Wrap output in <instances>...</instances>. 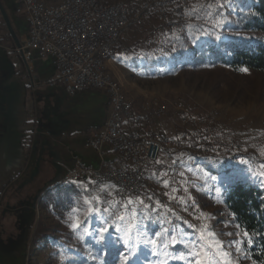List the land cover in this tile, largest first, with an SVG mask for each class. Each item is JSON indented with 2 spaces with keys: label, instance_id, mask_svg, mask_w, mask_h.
I'll return each mask as SVG.
<instances>
[{
  "label": "rangeland",
  "instance_id": "obj_1",
  "mask_svg": "<svg viewBox=\"0 0 264 264\" xmlns=\"http://www.w3.org/2000/svg\"><path fill=\"white\" fill-rule=\"evenodd\" d=\"M122 1L137 4L143 0ZM199 3L202 2H195L193 5L198 6ZM203 3L206 4L205 1ZM0 4L2 6H0V21L4 22L13 39H16L21 29L27 26L26 15L25 19L14 17L19 10L23 16L25 13L24 9L21 10L23 6L21 7L22 4L17 0H0ZM188 18L189 21L194 19L189 15ZM157 26V19L151 16L144 25L130 27L124 33L120 44L113 50V54L109 56L113 58L112 69L108 64L115 81L119 83L121 90L131 102L133 115H125L124 126L126 127L125 122L131 116L135 120V126L126 127V129L138 128L140 119L146 116L144 112L145 109L148 111V107L151 108L150 111H154V107L161 108L164 110L163 116L150 115L148 121H142L143 123L139 126L142 130L153 129L169 139V145L164 146L160 157L154 163H149L148 176L152 180L158 176H164L170 182L169 187L162 184L158 188L155 183L150 187L159 198H162V194L167 196L169 202L167 207L174 209L176 215L168 217L156 211V207H149L145 200L149 193L134 194L131 198L135 201L139 197L144 204L141 205L137 201L132 206L138 213L136 222L140 228V234L133 232V235L139 240L144 239L145 234L149 238L157 239L156 247L158 248L163 245L159 243V237L154 236V233L169 229L171 236L177 237L179 241V233L187 236L186 229L193 230L189 225L199 228L202 224H207L209 228L215 230L218 239L227 245L230 241L243 239V235L240 228L236 227L232 218L222 210L220 205L206 202V200L203 202L199 198V189L208 174L201 160L202 158L211 159L215 164L224 167L228 166L229 160L234 159L238 163L244 160L247 161L248 168L255 173L260 170V166L264 164V72L248 68L233 70L224 65H202L195 68L180 66L171 71L160 62L163 60L161 53L168 49L165 39L169 35V30L172 29L166 28L158 32ZM182 29L183 26L177 30ZM128 48L140 54L134 61L125 59L129 52ZM17 52L20 54L18 50ZM146 54L154 57L157 63L148 66ZM109 99L111 108L110 96ZM186 117L188 120L185 119ZM220 148L223 150L220 151ZM104 149L96 150L101 154V163L95 167L101 166L102 163L110 165L105 158ZM170 151L175 153V158L172 160L168 158ZM229 151L231 153H228ZM125 162L127 166L120 168H129V163ZM171 166L174 168L173 171L165 172ZM82 181L90 182L87 180L76 182ZM90 183L98 184L102 188L112 184L110 182ZM50 188L44 190L39 199ZM173 188L179 191L173 192ZM21 196L22 194L19 197ZM94 196L98 195L91 197ZM115 196L116 200H127L118 198L116 189ZM173 196L182 197L183 200L188 201L187 205L180 199H172ZM88 198L90 197H85V199ZM39 199L36 202L37 221L41 219L42 222L51 226L52 231L37 246L29 249L30 255L24 264H69L66 249L78 247L79 252L83 253L85 246L75 244L76 242L69 238L68 233L73 230L70 227L72 221L61 220L51 208L39 206ZM100 200L103 201L101 197ZM105 207L107 205L100 204L101 212ZM11 214L5 213L1 218L3 223L5 222L7 231L17 229L13 224L15 217ZM120 214L125 215L123 209H120ZM94 217L97 230L105 221L113 219L108 216L101 219L96 214ZM126 223V221H116L119 227H124ZM110 230L114 235L124 237V233L117 227H109ZM237 232L239 237L227 235V233ZM222 233L224 235H221ZM166 239L172 244L170 237L166 236ZM11 245L13 248L14 244ZM229 251L232 253V264H252L250 258H246L242 251L236 252L234 248H230Z\"/></svg>",
  "mask_w": 264,
  "mask_h": 264
},
{
  "label": "trees",
  "instance_id": "obj_2",
  "mask_svg": "<svg viewBox=\"0 0 264 264\" xmlns=\"http://www.w3.org/2000/svg\"><path fill=\"white\" fill-rule=\"evenodd\" d=\"M232 2V9L226 7L220 17L225 21L222 27H214V19L196 18L194 21L186 22L181 31L169 30V35L165 39L168 49L161 53L163 60L160 63L171 71L180 66L195 68L202 65H224L233 70L248 68L264 72V0H232ZM19 11L14 17L25 19V13L22 16ZM203 32L220 35L221 39L216 40L215 35L205 36ZM194 34L198 39L194 38ZM0 46L10 57L17 55L15 41L2 21H0ZM127 50L129 52L125 59L129 61H134L140 55L130 48ZM112 52L113 50L109 56L113 54ZM146 57L148 66L157 63L154 57L148 54ZM129 119L134 118L131 116ZM32 142L33 135L29 137L28 145H25L29 152ZM201 161L208 174L199 189V198L203 202L206 200L220 205L239 226L242 235L245 230L251 234L254 243L249 247H241V251L246 258H250L252 264H264V183L261 182L264 179L258 177L246 164L238 163L234 159L229 160L227 167L217 165L211 159L202 158ZM211 177H215V181ZM214 188H219L220 191L216 192ZM95 194L103 201H120L115 198V188L112 184L102 188L98 184L75 181L51 186L39 199V206L51 208L61 220L67 222L71 221L70 214L73 208H76V214L84 222L80 230H72L68 233L75 244L85 246L83 253L79 252L78 247L66 249L69 264H124V256H129L128 264H133V256L129 255V246L122 242L124 237L114 235L111 230L109 233L96 234L95 214L85 220L87 215L85 197ZM114 206L119 208V204ZM84 228H87L92 235H85ZM51 231V226L41 219L35 226L30 227L27 234L25 263L30 255L29 249L37 246ZM186 231L188 237L195 235L189 228ZM100 235H104L103 241L100 240ZM136 240L137 247L134 249L135 256L138 257L136 264H182L174 256L171 243L165 249L164 246L145 247L140 243L143 239ZM175 249L180 250L179 243L175 245ZM193 264H195L194 260Z\"/></svg>",
  "mask_w": 264,
  "mask_h": 264
},
{
  "label": "built area",
  "instance_id": "obj_3",
  "mask_svg": "<svg viewBox=\"0 0 264 264\" xmlns=\"http://www.w3.org/2000/svg\"><path fill=\"white\" fill-rule=\"evenodd\" d=\"M204 1L143 0L129 4L122 0H61L57 3L17 0L23 6L28 25L27 36L18 51L32 80L38 77L36 59L51 60L55 72L50 83L63 87L69 95L91 89L108 93L111 108L105 126L92 132L87 146L98 151L109 147L129 163V168L106 163L95 167L78 158L62 180L110 182L120 199L149 193L145 198L149 206L167 207V196L162 194L159 198L150 187L155 183L159 188V180L165 177L150 179L148 166L160 157L164 146L169 145V139L153 129L142 130L139 126L142 121H148L150 115L163 116L162 109H145L146 116L140 119L138 128L126 129L125 115H133L130 100L120 97L119 83H112V76L105 66V55L107 50H114L120 44L130 27L142 26L154 16L158 32L166 28L173 30L171 18L182 19V12L188 11L195 2ZM174 154L170 151L168 158L174 159ZM169 208L176 215L174 209Z\"/></svg>",
  "mask_w": 264,
  "mask_h": 264
},
{
  "label": "crops",
  "instance_id": "obj_4",
  "mask_svg": "<svg viewBox=\"0 0 264 264\" xmlns=\"http://www.w3.org/2000/svg\"><path fill=\"white\" fill-rule=\"evenodd\" d=\"M59 1L49 0L51 3ZM27 32L28 25L16 35V51L22 46ZM112 60L108 58L111 69ZM36 68L38 77L37 81H33L22 56L18 53L9 60L0 46V193L26 165L30 166L35 152H39L38 160L29 178L34 191L58 184L77 158L94 166L101 163V154L87 143L91 132L102 129L106 122L110 110L109 96L97 90L69 95L63 87L50 83L55 72L51 60L36 59ZM134 121L128 118L126 127L135 126ZM31 135L34 136V145L29 152L25 145H28ZM104 154L110 165L127 166L109 147L104 149ZM8 197L0 195V206L5 205ZM33 201L28 197H16L6 209L8 212L19 209L17 214L22 218L28 212L25 203ZM37 207L35 211L31 210L34 226L38 219ZM13 232L18 233L17 230ZM16 246L8 258L9 254L0 249V264L6 263L9 258V264L24 263L25 241L17 242Z\"/></svg>",
  "mask_w": 264,
  "mask_h": 264
},
{
  "label": "snow or ice",
  "instance_id": "obj_5",
  "mask_svg": "<svg viewBox=\"0 0 264 264\" xmlns=\"http://www.w3.org/2000/svg\"><path fill=\"white\" fill-rule=\"evenodd\" d=\"M232 9L233 2L232 0H214V2L210 3H199L197 5H193L188 11L187 15L194 18H204V19H214V27H222L225 23L220 17L222 16L223 10L225 8ZM215 9V11H213ZM203 14V15H201ZM205 36L215 35L212 32H203ZM194 38L198 39L195 36ZM216 40H220V35H215ZM246 71V69H245ZM159 163V161H157ZM175 163V161L173 162ZM241 163H247V161L242 160ZM163 175H167V173H163ZM183 175V173H181ZM258 177H264V164L260 166V170L256 172ZM213 181H215V177H211ZM165 187H169L170 182L166 179H162L161 181ZM264 183V181H261ZM230 186V185H229ZM104 191V189H100ZM227 190V188L225 189ZM87 191V189H85ZM173 192L179 191V189L173 188ZM214 191L219 192V188H214ZM167 194V193H166ZM172 199H180L185 205H187L188 201L183 200L182 197H171ZM150 199V198H149ZM143 205L144 201L139 197L134 201L131 197H129L125 201H117L110 202L108 200L101 201L99 196L90 197L85 199L84 204L87 205L85 216V220H87L91 215L96 214L99 218L103 219L105 216L112 217L111 221H105L97 230L96 234L100 233H109V227H117L119 231L124 233L123 243L129 246V255L133 256V264H136L138 257L135 256L134 249L137 247L136 237L133 235V232L136 234H140V228L138 226V222H136V216L138 213L133 209V205L136 202ZM106 204L107 207L104 208L103 212H101L100 204ZM114 204H119V208H116ZM195 206V205H193ZM151 207V206H149ZM161 207H164L161 205ZM120 209H123L125 215L120 214ZM77 209L73 208L72 213L70 214L71 224L70 227L74 231H78L81 229L83 221L80 220L79 215L76 214ZM116 221L124 222L126 221V225L124 227H119L116 224ZM146 227V226H145ZM190 228H193L195 235L192 237H188L183 233H179V241H177V237L171 236L169 229H163V231L154 233V236L159 237V243L164 246L165 249L169 247V240L166 239L170 237L172 245H173V253L176 258H178L182 264H193V260L195 264H232V253L229 251L230 248H234L236 252L241 251V247H249L254 243V240L251 234L245 230L243 234V239L238 238L237 240L228 242L227 245L221 240L218 239L215 230L209 228L207 224H202L199 228H196L194 225H189ZM238 228L239 226L236 225ZM85 235H92L89 233L87 228L83 229ZM221 235H224L223 233ZM227 235H237L239 237V233H227ZM100 240L103 241L105 239L104 235L99 236ZM143 243L145 247L152 246L156 247L158 244L157 239L149 238L146 234L144 239L140 241ZM180 244V250L175 249V245ZM129 256H124L123 261L124 264H128Z\"/></svg>",
  "mask_w": 264,
  "mask_h": 264
},
{
  "label": "flooded vegetation",
  "instance_id": "obj_6",
  "mask_svg": "<svg viewBox=\"0 0 264 264\" xmlns=\"http://www.w3.org/2000/svg\"><path fill=\"white\" fill-rule=\"evenodd\" d=\"M6 55H7V58L9 60H11V57L7 54V52H6ZM33 145H34V136H33L32 148H33ZM32 148H31V150H32ZM32 154H33V152H32ZM38 154H39V152L34 153V155L32 156L30 166L28 167V165H26L28 168L26 167L19 175H17V177L14 180L9 182L8 185H6L4 187V189L2 190V192L0 193V195L3 196L4 198L9 196L5 205H2L3 208H2V206H0V249H2L3 251H5L6 253L9 254V256H7V258L11 257V255L14 251V248L17 247L16 246L17 242L24 240L25 245L27 246V234L30 230V227L34 224V221H35L34 217L32 216L33 212L31 210L34 209V211H35L37 199H39L41 193L47 189V187L43 186V187H40L39 189H37L36 191H34L35 189H34V186L32 185L33 182H31V180H29L31 174L33 173V171L35 169V165L37 164ZM65 173L60 178L59 183L61 182ZM16 183H17V185L15 186ZM21 194H22V196L19 197ZM16 197H18V198L28 197L29 199H32V201L34 200L32 203L31 202L25 203V206L27 205L28 212H27L26 216H23L22 218L20 217V214H17V211L19 209H17V211H12V212H8V210L6 209V207H8L10 205V202L13 199H15ZM5 213L6 214L12 213L11 215H14L13 217H15V221L13 222V224L16 226V228H17L16 230L18 231V233H14L13 232L14 230H10V231L6 230L7 228L5 227V222L3 223V221L1 220V218L3 217V215ZM19 231H20V233H19ZM5 234H7V235H5ZM12 243L14 244L13 248L11 245ZM26 252H27V250H25V258H26ZM25 258H24V262H25ZM10 260L11 259L9 258L6 263L9 264ZM1 261H2V258L0 255V263H1ZM6 263L4 262V264H6Z\"/></svg>",
  "mask_w": 264,
  "mask_h": 264
},
{
  "label": "bare ground",
  "instance_id": "obj_7",
  "mask_svg": "<svg viewBox=\"0 0 264 264\" xmlns=\"http://www.w3.org/2000/svg\"><path fill=\"white\" fill-rule=\"evenodd\" d=\"M205 2L206 3H210V2H214V0H206ZM186 13H187V11L182 12V19H180V18H174L173 19V21H172V28L173 29H179V28H181L184 25V23L189 21L188 15ZM111 51L112 50H107V53L105 55V66H106V70L109 73V75L112 76V83H117L115 81V79H114V76L111 74V70L109 69L108 63H107ZM119 91H120V97L122 99L129 100L128 97L126 96V94L123 93V91L121 90L120 86H119ZM130 109H131V102H130ZM147 110L150 111L151 108L148 107ZM162 112L164 114V110H162ZM173 169L174 168L171 166V167L167 168L165 172L170 173L171 171H173ZM62 181H64V182H75V180H62ZM161 181H162V179L159 180V187L163 184ZM96 183H101L102 184V182H96ZM156 211H159L160 213H162L163 215H166L168 217H171L173 215V213L170 211V208L166 207V206H164V207H161V206L156 207Z\"/></svg>",
  "mask_w": 264,
  "mask_h": 264
},
{
  "label": "water",
  "instance_id": "obj_8",
  "mask_svg": "<svg viewBox=\"0 0 264 264\" xmlns=\"http://www.w3.org/2000/svg\"><path fill=\"white\" fill-rule=\"evenodd\" d=\"M0 6H1V4H0ZM2 7V6H1Z\"/></svg>",
  "mask_w": 264,
  "mask_h": 264
}]
</instances>
